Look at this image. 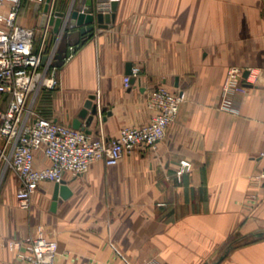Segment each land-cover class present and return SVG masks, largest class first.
I'll return each mask as SVG.
<instances>
[{
    "label": "crops",
    "instance_id": "1",
    "mask_svg": "<svg viewBox=\"0 0 264 264\" xmlns=\"http://www.w3.org/2000/svg\"><path fill=\"white\" fill-rule=\"evenodd\" d=\"M43 4L23 1L16 23L39 25ZM127 63L140 73L125 88ZM232 66L245 89L225 94ZM56 76L37 110L70 125L92 96L98 112L83 130L105 140L149 120L155 86L181 102L154 148L65 173L69 194L53 209L54 182L21 208L0 166V264H30L10 243L38 227L57 244L55 264H264V0H117L113 22L94 26ZM8 99L0 92L1 110Z\"/></svg>",
    "mask_w": 264,
    "mask_h": 264
},
{
    "label": "built area",
    "instance_id": "2",
    "mask_svg": "<svg viewBox=\"0 0 264 264\" xmlns=\"http://www.w3.org/2000/svg\"><path fill=\"white\" fill-rule=\"evenodd\" d=\"M23 1L45 2L0 0V92L9 94L7 108L0 109V166L11 170L17 178V204L26 208L41 182H59L65 173L73 176L84 173L95 161L114 165L136 148H154L175 118L181 96L163 85L155 86L146 96V104L152 111L149 120L135 126H122L116 135L106 140L40 113L35 104L38 94L58 84L59 67L52 61L60 34L53 33L48 23L30 27L16 23ZM53 1H49V14L53 13ZM139 73L137 66L131 67L130 74L122 77L123 86L129 87L130 78ZM239 74V67L229 68L223 85L225 94L231 89L244 91L245 87L237 79ZM223 105L228 103L224 101ZM36 151L42 152L46 164L35 165ZM259 156L263 164L256 177L264 182V146ZM180 164L182 171L190 168L188 161L182 160ZM10 244L22 246L23 257L30 264H55L57 244L46 238L39 227Z\"/></svg>",
    "mask_w": 264,
    "mask_h": 264
},
{
    "label": "water",
    "instance_id": "3",
    "mask_svg": "<svg viewBox=\"0 0 264 264\" xmlns=\"http://www.w3.org/2000/svg\"><path fill=\"white\" fill-rule=\"evenodd\" d=\"M49 1L45 0L38 23L39 26L48 23L53 33L60 34L52 61V64L57 67H60L65 61L64 58L92 34L94 26L107 27L113 22L117 7V0H68L63 10L53 7V13L49 14ZM44 59L45 56L42 57V62ZM130 69L131 64L127 63L125 73L130 74ZM246 74L247 71L243 73V75ZM133 81L134 78L131 77L130 82ZM92 99L93 97L89 96L85 100L83 107L71 121L72 127L83 129L82 122L85 125L91 123L98 112L97 105L92 102ZM68 194L69 190L64 180L54 182L51 209L56 206L59 197L65 198Z\"/></svg>",
    "mask_w": 264,
    "mask_h": 264
},
{
    "label": "trees",
    "instance_id": "4",
    "mask_svg": "<svg viewBox=\"0 0 264 264\" xmlns=\"http://www.w3.org/2000/svg\"><path fill=\"white\" fill-rule=\"evenodd\" d=\"M68 0H63L61 3L57 2L54 4V9H59V10H63L67 4ZM49 46V45H48ZM47 46V47H48Z\"/></svg>",
    "mask_w": 264,
    "mask_h": 264
},
{
    "label": "rangeland",
    "instance_id": "5",
    "mask_svg": "<svg viewBox=\"0 0 264 264\" xmlns=\"http://www.w3.org/2000/svg\"><path fill=\"white\" fill-rule=\"evenodd\" d=\"M32 3V2H31ZM27 5H26V7H27V9L29 10V7L30 8H32V4H30V2H28V3H26ZM252 236V235H251Z\"/></svg>",
    "mask_w": 264,
    "mask_h": 264
}]
</instances>
